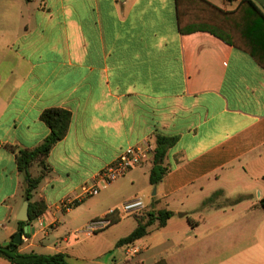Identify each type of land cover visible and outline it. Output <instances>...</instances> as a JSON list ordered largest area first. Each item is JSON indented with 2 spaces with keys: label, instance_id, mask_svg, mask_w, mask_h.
Here are the masks:
<instances>
[{
  "label": "crops",
  "instance_id": "obj_1",
  "mask_svg": "<svg viewBox=\"0 0 264 264\" xmlns=\"http://www.w3.org/2000/svg\"><path fill=\"white\" fill-rule=\"evenodd\" d=\"M208 1L232 11L240 0ZM0 67V244L20 232L27 202L16 157L5 146H40L51 132L41 114L60 108L72 122L33 198L48 210L25 226L31 231L21 252L67 254L68 237L45 240L59 228V202L79 195L125 149L157 148L163 137L175 139L163 161L168 171L150 184L156 194L149 201L139 199L148 212L173 216L123 246L136 251L124 264H145L141 254L167 243L175 248L154 264H264V69L249 54L208 32L181 33L176 0H0ZM153 165H144L148 179ZM138 168L101 193L117 200L136 186ZM129 217L135 230L136 216L120 222Z\"/></svg>",
  "mask_w": 264,
  "mask_h": 264
},
{
  "label": "trees",
  "instance_id": "obj_2",
  "mask_svg": "<svg viewBox=\"0 0 264 264\" xmlns=\"http://www.w3.org/2000/svg\"><path fill=\"white\" fill-rule=\"evenodd\" d=\"M234 2L236 0H229ZM177 16L180 32L183 34L198 31L208 32L227 44L249 54L256 63L264 69V7L254 0H240L236 9L225 11L208 0H176ZM41 121L50 129V135L35 149H20L13 145L5 148L16 157L19 172L24 178V198L30 202V220L43 216L48 206L44 199L33 201L35 193L40 187L45 176L50 174L47 159L53 148L68 134L72 122V113L65 109L53 108L45 110L41 114ZM175 139L159 138L156 152L153 156V168L150 173V184L157 186L167 173L163 161L168 149L173 146ZM39 166L42 170L40 176H33L31 169ZM81 203H76V207ZM260 207L264 210V198L260 201ZM146 210V209H145ZM147 211V210H146ZM148 212V211H147ZM173 213L159 211L157 214L148 212L142 217L136 215L137 228L126 238L117 243V247L131 245L149 235L150 228L157 224L159 229L167 225ZM111 223L108 227L120 222V218H109ZM23 236L29 237L30 233H24L27 222H19ZM107 227V228H108ZM105 230V229H104ZM98 234V233H97ZM16 235L13 236V239ZM12 248L11 245L0 244V258L9 264H70L68 255L65 253L39 254L36 252H21L20 247ZM155 264H167L161 260Z\"/></svg>",
  "mask_w": 264,
  "mask_h": 264
},
{
  "label": "rangeland",
  "instance_id": "obj_3",
  "mask_svg": "<svg viewBox=\"0 0 264 264\" xmlns=\"http://www.w3.org/2000/svg\"><path fill=\"white\" fill-rule=\"evenodd\" d=\"M0 68V74L2 75V67ZM138 169L139 173L137 175L136 186H128L124 190V194L119 195L117 200L113 201L107 199L105 197L106 194L100 192V195L98 194L94 197L87 198L84 203L82 202V205L73 208L70 213L61 212L58 215V220L60 222L59 228L51 232V237L45 239L47 241L46 243H53L56 241L62 243L63 239L68 237L69 243H63V246L67 245L69 247L66 253L68 254L67 260L70 264H124L127 256L126 248L117 247V243L121 238L128 236L134 230L135 227H133V225L136 223L134 217H129L119 224L112 225L92 237H88L84 233L77 234L76 231L80 230L84 232L85 228L94 219L102 216L106 211L113 208L116 202H119L117 206L119 207L121 204L123 205L125 202L135 199L136 197L141 198L145 202L149 201L155 193V188L150 185L148 179L149 167L143 166ZM140 186L145 189L143 192L137 191ZM147 213L148 212L144 209L137 214L142 217ZM35 227L38 230L40 229L39 225L36 223ZM158 233L159 232H154V234ZM39 238L44 239L43 236ZM4 244L5 243L2 245ZM174 248L175 245L173 243L157 244V246L151 247L150 250L141 254L139 260L143 261L145 264H154L155 261L169 256ZM36 252L48 255L55 254V252L45 248H40L36 250ZM226 255L228 254L225 253L220 256L225 257ZM128 257L133 256L128 255ZM221 259L222 258L217 260L193 259L191 260V264H234L233 260ZM130 262L132 264V261ZM178 262V264H180L179 259Z\"/></svg>",
  "mask_w": 264,
  "mask_h": 264
},
{
  "label": "built area",
  "instance_id": "obj_4",
  "mask_svg": "<svg viewBox=\"0 0 264 264\" xmlns=\"http://www.w3.org/2000/svg\"><path fill=\"white\" fill-rule=\"evenodd\" d=\"M155 152V146L150 143L125 149L114 163L104 168L97 173L90 182L83 185L79 195L75 198L68 197L62 200L59 204V209L64 212H69L76 207V203H81L89 197L98 195L104 188L122 179L131 170L148 164L153 158ZM144 209L145 205L141 199H132L125 202L117 209L112 210L106 217L93 220L85 228L84 232L80 231L77 232V234L84 233L88 237H92L110 225V217L117 216L118 218H122L125 216H131ZM23 239L26 240L25 236ZM135 253L136 251L133 247H127V255L133 256Z\"/></svg>",
  "mask_w": 264,
  "mask_h": 264
},
{
  "label": "water",
  "instance_id": "obj_5",
  "mask_svg": "<svg viewBox=\"0 0 264 264\" xmlns=\"http://www.w3.org/2000/svg\"><path fill=\"white\" fill-rule=\"evenodd\" d=\"M256 3L264 7V0H254ZM156 194V192L154 193ZM30 204L29 202H25L24 206L20 212V215L18 217V220L21 222H29L30 221ZM31 231V227L28 225L27 227L24 228V233L28 234ZM23 241V231H20L14 239H11L9 242H6L4 246H9L11 245L12 248L18 247L22 244Z\"/></svg>",
  "mask_w": 264,
  "mask_h": 264
}]
</instances>
